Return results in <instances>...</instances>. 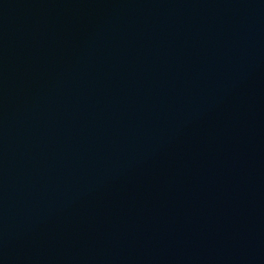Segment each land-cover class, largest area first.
Segmentation results:
<instances>
[{"label": "water", "instance_id": "1", "mask_svg": "<svg viewBox=\"0 0 264 264\" xmlns=\"http://www.w3.org/2000/svg\"><path fill=\"white\" fill-rule=\"evenodd\" d=\"M0 264H264V0H0Z\"/></svg>", "mask_w": 264, "mask_h": 264}]
</instances>
